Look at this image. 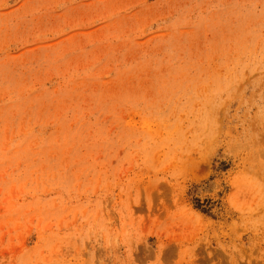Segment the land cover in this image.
<instances>
[{"label":"rangeland","instance_id":"1","mask_svg":"<svg viewBox=\"0 0 264 264\" xmlns=\"http://www.w3.org/2000/svg\"><path fill=\"white\" fill-rule=\"evenodd\" d=\"M0 264H264V0H0Z\"/></svg>","mask_w":264,"mask_h":264},{"label":"trees","instance_id":"2","mask_svg":"<svg viewBox=\"0 0 264 264\" xmlns=\"http://www.w3.org/2000/svg\"><path fill=\"white\" fill-rule=\"evenodd\" d=\"M198 206V205H197Z\"/></svg>","mask_w":264,"mask_h":264}]
</instances>
